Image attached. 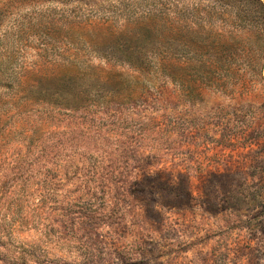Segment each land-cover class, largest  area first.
I'll use <instances>...</instances> for the list:
<instances>
[{
	"label": "rangeland",
	"instance_id": "1",
	"mask_svg": "<svg viewBox=\"0 0 264 264\" xmlns=\"http://www.w3.org/2000/svg\"><path fill=\"white\" fill-rule=\"evenodd\" d=\"M64 3L0 0L1 46L54 57ZM186 84L80 110L0 93V264H264V84Z\"/></svg>",
	"mask_w": 264,
	"mask_h": 264
},
{
	"label": "trees",
	"instance_id": "2",
	"mask_svg": "<svg viewBox=\"0 0 264 264\" xmlns=\"http://www.w3.org/2000/svg\"><path fill=\"white\" fill-rule=\"evenodd\" d=\"M61 1L73 3L54 57L19 64L24 49L0 44V93L80 110L134 100L162 77L222 93L264 84V0H173L175 22L169 0Z\"/></svg>",
	"mask_w": 264,
	"mask_h": 264
}]
</instances>
